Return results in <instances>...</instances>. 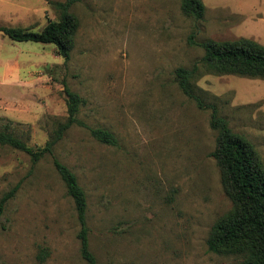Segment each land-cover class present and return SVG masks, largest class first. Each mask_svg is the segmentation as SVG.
Segmentation results:
<instances>
[{
  "label": "rangeland",
  "instance_id": "1",
  "mask_svg": "<svg viewBox=\"0 0 264 264\" xmlns=\"http://www.w3.org/2000/svg\"><path fill=\"white\" fill-rule=\"evenodd\" d=\"M66 1L0 0V27L39 32L59 22L55 5ZM201 1L205 15L196 20L182 0H83L71 9L79 27L67 62L53 44L0 32V131L43 147L68 117L67 85L84 100L80 122L117 138L105 145L74 125L54 148L87 194L98 264L240 262L208 248L233 203L211 156L212 110L183 95L175 71L199 62V44L209 40L264 45V0ZM196 85L264 164V80L208 73ZM15 186L0 219V264H87L75 202L53 157L34 163L0 144V198Z\"/></svg>",
  "mask_w": 264,
  "mask_h": 264
},
{
  "label": "trees",
  "instance_id": "2",
  "mask_svg": "<svg viewBox=\"0 0 264 264\" xmlns=\"http://www.w3.org/2000/svg\"><path fill=\"white\" fill-rule=\"evenodd\" d=\"M83 0H67L56 3L60 13L59 22H49L39 32L0 27V32L15 42L53 44L59 55L67 62L75 47L79 27L72 7ZM185 15L202 20L206 7L201 0H182ZM194 36L191 35V40ZM204 56L191 67H180L175 71V80L183 95L194 101L201 110L211 109V127L218 132L217 146L211 154L221 169V179L227 196L233 203L232 209L222 216L208 235V248L218 255L235 256L238 264H264V164L253 143L236 133L226 118L219 114L214 104H206L196 85L203 74L235 75L264 80V45L248 38L233 41L209 40L199 44ZM68 117L54 130L43 147L32 148L12 133L0 131V144L28 154L34 163L46 156L53 157V164L63 180L68 194L73 198L81 225L78 238L81 256L87 264H98L90 249L87 225L88 199L71 169L54 156V148L74 125L87 128L94 139L105 145H117L116 136L107 129L88 127L78 118L84 100L67 85ZM15 186L0 198V219L7 204L16 196Z\"/></svg>",
  "mask_w": 264,
  "mask_h": 264
}]
</instances>
